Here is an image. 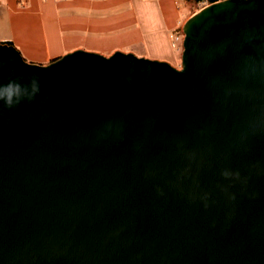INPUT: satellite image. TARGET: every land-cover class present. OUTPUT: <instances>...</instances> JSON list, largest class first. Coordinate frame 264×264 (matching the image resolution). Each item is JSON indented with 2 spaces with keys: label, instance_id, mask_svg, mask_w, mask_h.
Listing matches in <instances>:
<instances>
[{
  "label": "water",
  "instance_id": "1",
  "mask_svg": "<svg viewBox=\"0 0 264 264\" xmlns=\"http://www.w3.org/2000/svg\"><path fill=\"white\" fill-rule=\"evenodd\" d=\"M169 59L0 42V264H264V0H222Z\"/></svg>",
  "mask_w": 264,
  "mask_h": 264
},
{
  "label": "crops",
  "instance_id": "2",
  "mask_svg": "<svg viewBox=\"0 0 264 264\" xmlns=\"http://www.w3.org/2000/svg\"><path fill=\"white\" fill-rule=\"evenodd\" d=\"M184 0H0V42L31 63L46 65L86 49L178 62L187 21ZM183 51V48L182 50Z\"/></svg>",
  "mask_w": 264,
  "mask_h": 264
},
{
  "label": "clouds",
  "instance_id": "3",
  "mask_svg": "<svg viewBox=\"0 0 264 264\" xmlns=\"http://www.w3.org/2000/svg\"><path fill=\"white\" fill-rule=\"evenodd\" d=\"M24 79L25 77L19 76L7 84H0V104L8 109H14L25 101L35 100L40 93L39 77L36 75L28 77V83H22Z\"/></svg>",
  "mask_w": 264,
  "mask_h": 264
},
{
  "label": "trees",
  "instance_id": "4",
  "mask_svg": "<svg viewBox=\"0 0 264 264\" xmlns=\"http://www.w3.org/2000/svg\"><path fill=\"white\" fill-rule=\"evenodd\" d=\"M222 0H184L187 14L191 11H199L204 7ZM9 45H12L9 43Z\"/></svg>",
  "mask_w": 264,
  "mask_h": 264
},
{
  "label": "rangeland",
  "instance_id": "5",
  "mask_svg": "<svg viewBox=\"0 0 264 264\" xmlns=\"http://www.w3.org/2000/svg\"><path fill=\"white\" fill-rule=\"evenodd\" d=\"M184 7H185V4H183V1H181V8L184 9ZM199 11H191L189 14H187V16H186L187 19L186 20H188L190 17H192L194 14L198 13ZM182 48H183V46H182V42H181V43H179V47H178L177 53H176V56H177V59H178L179 63H176L174 61L172 62L178 68H181V56H182V51L181 50H182Z\"/></svg>",
  "mask_w": 264,
  "mask_h": 264
},
{
  "label": "built area",
  "instance_id": "6",
  "mask_svg": "<svg viewBox=\"0 0 264 264\" xmlns=\"http://www.w3.org/2000/svg\"><path fill=\"white\" fill-rule=\"evenodd\" d=\"M183 38H184V35L182 34V35H180V36H176V37H175V40H176V41H183Z\"/></svg>",
  "mask_w": 264,
  "mask_h": 264
}]
</instances>
